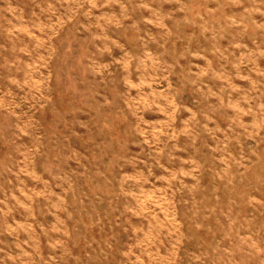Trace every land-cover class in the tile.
I'll use <instances>...</instances> for the list:
<instances>
[{
	"label": "rangeland",
	"instance_id": "obj_1",
	"mask_svg": "<svg viewBox=\"0 0 264 264\" xmlns=\"http://www.w3.org/2000/svg\"><path fill=\"white\" fill-rule=\"evenodd\" d=\"M0 264H264V0H0Z\"/></svg>",
	"mask_w": 264,
	"mask_h": 264
}]
</instances>
